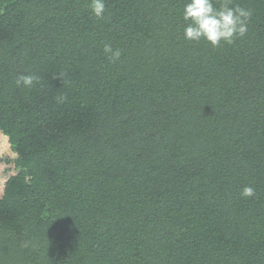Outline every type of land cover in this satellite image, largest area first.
I'll list each match as a JSON object with an SVG mask.
<instances>
[{"label": "trees", "instance_id": "16d2710c", "mask_svg": "<svg viewBox=\"0 0 264 264\" xmlns=\"http://www.w3.org/2000/svg\"><path fill=\"white\" fill-rule=\"evenodd\" d=\"M187 2L0 0V264H264V0L216 48Z\"/></svg>", "mask_w": 264, "mask_h": 264}, {"label": "clouds", "instance_id": "9594fccd", "mask_svg": "<svg viewBox=\"0 0 264 264\" xmlns=\"http://www.w3.org/2000/svg\"><path fill=\"white\" fill-rule=\"evenodd\" d=\"M92 15L98 20L106 13V0H90ZM252 12L248 9L231 6V0H223L219 7L214 6L213 0H188L183 8L184 39L199 43L204 41L212 47L231 45L237 38H243L248 31ZM105 57L115 63L122 55L120 49H114L110 43L104 44ZM39 77L33 74L19 75L15 80L17 87L31 89ZM252 187H244L241 196L254 197Z\"/></svg>", "mask_w": 264, "mask_h": 264}, {"label": "rangeland", "instance_id": "374dc122", "mask_svg": "<svg viewBox=\"0 0 264 264\" xmlns=\"http://www.w3.org/2000/svg\"><path fill=\"white\" fill-rule=\"evenodd\" d=\"M12 156L14 155L8 145L7 137L2 132H0V190L2 189L4 181L2 172L4 171V168H7L9 166L5 159L8 160Z\"/></svg>", "mask_w": 264, "mask_h": 264}]
</instances>
